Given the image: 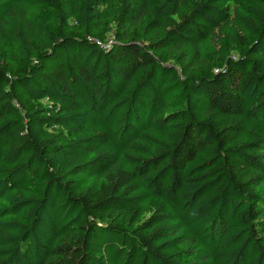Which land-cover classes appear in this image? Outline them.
<instances>
[{
  "label": "trees",
  "instance_id": "trees-1",
  "mask_svg": "<svg viewBox=\"0 0 264 264\" xmlns=\"http://www.w3.org/2000/svg\"><path fill=\"white\" fill-rule=\"evenodd\" d=\"M0 264H264V0H0Z\"/></svg>",
  "mask_w": 264,
  "mask_h": 264
},
{
  "label": "rangeland",
  "instance_id": "rangeland-1",
  "mask_svg": "<svg viewBox=\"0 0 264 264\" xmlns=\"http://www.w3.org/2000/svg\"><path fill=\"white\" fill-rule=\"evenodd\" d=\"M159 202L158 200L156 201V203Z\"/></svg>",
  "mask_w": 264,
  "mask_h": 264
}]
</instances>
